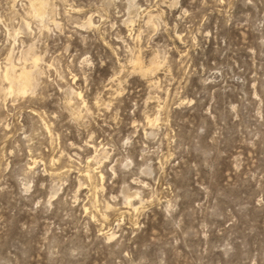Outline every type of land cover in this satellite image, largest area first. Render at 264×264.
<instances>
[{
  "label": "rangeland",
  "instance_id": "obj_1",
  "mask_svg": "<svg viewBox=\"0 0 264 264\" xmlns=\"http://www.w3.org/2000/svg\"><path fill=\"white\" fill-rule=\"evenodd\" d=\"M7 58L0 264H264V0H0Z\"/></svg>",
  "mask_w": 264,
  "mask_h": 264
},
{
  "label": "bare ground",
  "instance_id": "obj_2",
  "mask_svg": "<svg viewBox=\"0 0 264 264\" xmlns=\"http://www.w3.org/2000/svg\"><path fill=\"white\" fill-rule=\"evenodd\" d=\"M39 3V1H37ZM41 2V1H40ZM35 3V2H34ZM34 3H32V6L34 5ZM41 4V3H40ZM38 7V6H37ZM36 7V8H37ZM35 9V7H34ZM36 10V9H35ZM37 10H41L42 11V6L39 7V9ZM38 13V12H37ZM44 13V12H42ZM36 59V58H35ZM7 60L9 61L7 64V66H5L4 70L2 71L1 75H0V79L1 80H5L8 82L9 86H8V91L11 92L13 90V88H15L19 93H25L29 87L30 84V80L31 79V72L26 69L25 67H21L18 68L19 71H17V68L14 66V64L9 60V58H7ZM34 60V59H33ZM35 61V60H34ZM138 61V59L136 60ZM135 61V62H136ZM141 65V62H139ZM138 63V64H139ZM137 64V65H138ZM135 65V64H133ZM136 65V66H137ZM139 65V67H141ZM155 66V65H154ZM138 67V68H139ZM153 67V66H152ZM150 68V67H149ZM148 68V69H149ZM156 68V67H155ZM143 71V68H140ZM154 69V67H153ZM139 70V69H138ZM147 70V69H145ZM15 92V91H14Z\"/></svg>",
  "mask_w": 264,
  "mask_h": 264
}]
</instances>
